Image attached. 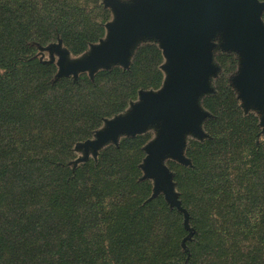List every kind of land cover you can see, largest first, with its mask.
<instances>
[{"label":"trees","instance_id":"16d2710c","mask_svg":"<svg viewBox=\"0 0 264 264\" xmlns=\"http://www.w3.org/2000/svg\"><path fill=\"white\" fill-rule=\"evenodd\" d=\"M110 18L98 0H0V264H264V142L258 118L243 115L226 82L204 103L215 115L206 124L212 139L190 142L194 167L176 177L195 230L186 248L183 214L163 196L148 201L147 137L70 165L76 144L140 86L125 95L132 74L121 69L54 82L57 66L33 59V44L61 38L82 54ZM149 51L162 62L148 45L133 70ZM227 118L239 129L225 127Z\"/></svg>","mask_w":264,"mask_h":264},{"label":"water","instance_id":"95a60500","mask_svg":"<svg viewBox=\"0 0 264 264\" xmlns=\"http://www.w3.org/2000/svg\"><path fill=\"white\" fill-rule=\"evenodd\" d=\"M115 15L109 23L107 37L83 60L67 63L68 53L52 45L62 56L57 78L89 72L94 79L100 69H110L120 63L128 67L132 53L142 39L160 41L168 63L164 88L158 92H141L142 101L126 116L107 122L94 141L81 145L89 158L96 156L107 143H118L123 134L135 136L150 126L159 129L158 137L146 147L142 165L145 179H154L153 197L163 192L171 208L184 214L189 225V213L176 192L174 175L165 161L168 158L191 165L184 150L186 137L205 138L202 123L208 113L200 99L211 93V77L218 67L214 64V39L222 37L225 50L237 51L241 69L233 79L245 107L264 110V2L261 0H104ZM264 124V117L262 119Z\"/></svg>","mask_w":264,"mask_h":264},{"label":"rangeland","instance_id":"374dc122","mask_svg":"<svg viewBox=\"0 0 264 264\" xmlns=\"http://www.w3.org/2000/svg\"><path fill=\"white\" fill-rule=\"evenodd\" d=\"M98 1L104 6V8L110 10L111 18L104 26V28H105L104 37L101 38L97 43L90 44L88 49L86 51H84L82 54H79V55L73 54L65 46V44L63 43V40L61 38H59V40L57 42L50 43V44H48L46 46H41L40 44H36V43L33 44V46H35L36 49H37L36 50V54L33 57V59H38L40 62H42L44 64H55L57 66V73H56L55 78L53 80L54 82L55 81H59V80H61L64 77H62L60 79L57 78V75H58V73L60 71L59 62H60L62 56L60 55V53L58 51H56L55 48H51L52 45H59L61 43L60 49L62 51H65V52L68 53L67 63H73V62H76V61L83 60L86 56H88L92 52L94 46H98L102 41H104L106 39L107 34H108V29H107L106 26L109 23H111V22H113L115 20V15H114V12L109 7H107L105 5L104 0H98ZM121 1L130 3V2H133L134 0H121ZM261 1L264 2V0H261ZM262 19L264 21V13H263ZM214 44H215V48L213 50V56H214L213 62L218 67V72H217L216 75L212 76L211 80H210V86H211L212 92L205 94L200 99L201 108L204 111H206L208 113V115H209L208 118L205 119L204 122L202 123V128H203V131L206 134V136H205V138H202V139H200V138H198V137H196L194 135H188L186 137V147H185L184 153H185L186 158L190 160L191 165L182 164V163H180L177 160H174L172 158H168L165 161L166 165L170 168L171 172L174 175V183L176 185V192L178 193L179 199H180L181 202H182V200H181V192L179 190V186H178V182L176 181V177H177V175H179V173L183 172L184 168H193L194 167L192 160L187 155V150L189 148L190 142L195 141V142H199V143H204L205 141L212 139V135L206 129V124L209 121L213 120L215 118V115L212 114L205 107L204 103H205V101L207 99L215 97L216 95H218L219 90L221 91L220 87H221V83L222 82H224V83L226 82L227 86L230 87L236 93L237 100L239 102V107H240L243 115L244 116H248L250 114H254L258 118L260 132L258 134L257 143L264 142V124L262 123V119L264 117V110H258L255 107H248V108L245 107L243 100L240 98V92H239L238 88L233 83V79L239 74L240 69H241V62H242L241 55L237 51H230V50L223 49V47H222V37L220 35L216 39H214ZM148 45L149 46H155L161 51V53H162V62H159L158 55H155L152 51H149V52H147L145 55H143L140 58V64H138L136 66V68L133 70L134 58H135L136 54L138 53L139 49H141L142 47L148 46ZM167 63H168V60H167V58L164 55L163 49L161 48L160 41H157L155 39H142L141 41H139V43L135 47V49H134V51L132 53V56H131L130 63H129L128 67H124L120 63H115V64H112V67L110 69H103V68L100 69L95 74L94 78L100 72L113 71L115 69H121L124 72H128V73L132 74V76H130L128 78V80L123 83V84L127 83V88L125 90V92L127 94H125V95H132L130 93L132 92L133 87H135L136 85L137 86L139 85L140 88L138 89L137 92H135L134 95L131 96V98L128 100V103H127L125 109L121 113L113 116L112 118L105 119L103 125L97 131H95L92 134V136L90 138H88L87 140L94 141L96 139V137H97V133L99 131H102V130L106 129L108 121L114 120L116 117L128 115L133 110L134 106L139 104L142 101L141 92H154V93L160 92L164 88L165 82H166L167 77H168V73L164 69V66ZM159 73H162L163 79H162L161 85L159 87H156L154 85L157 82L156 80H157V78L159 76ZM83 74L88 75L89 78L91 80H93L90 77L89 72H80V73H78L77 78H75L73 75L69 76V77H71L74 81H77L79 79V77L81 75H83ZM223 122L226 123L225 127L230 126L233 129H235V130L239 129V125H238L236 119H233L232 121H229L228 118H227ZM223 126H224V124H223ZM158 135H159V129H158V127L153 126V125L150 126L144 133L137 134L135 136H128L126 134H123V135H121L119 137V140H118L117 144L113 143V142L107 143L106 145H104L98 151V154L96 156L93 154L92 151H90L89 158L86 161H80V159L82 160L86 156V151L81 145H83L87 140L82 141V142H78L76 144L75 148H74V151H75V154H76V159L73 162H71L70 165L73 166V169H76L79 165H82L83 163H86V162H88L91 159H93L94 161L97 162L100 153L103 150L107 149L108 147H110V146L119 147L121 141H123L124 139L135 138V137H138V136H145V137L148 138V142L143 147V151H144L145 156L143 158L142 163L140 164V169H141L142 174H143L142 180H150V179H145L144 178L145 177V173L142 170V165L144 164V161H145V159L147 157V152L145 150L146 147L151 142H153L158 137ZM232 168L233 167L230 166L228 168V170L231 171ZM150 181L153 184V194H154L155 181H154V179H151ZM153 194H152L151 198L148 201H152L153 199L158 198L159 196H163L165 198L163 192H161L155 198L153 197ZM165 201H166V199H165ZM170 209L174 210L171 207H170ZM177 211L180 212L179 210H177ZM180 213H182V212H180ZM189 216H190V213H189ZM183 217H184V214H183ZM190 222H191V216L189 218V225L191 227ZM191 229H192V231L187 229L188 235L186 236V238L182 242L184 248H186L185 247L186 242L191 240L193 235H194V233H195L194 228L191 227Z\"/></svg>","mask_w":264,"mask_h":264}]
</instances>
